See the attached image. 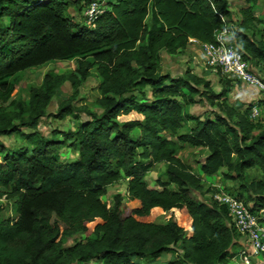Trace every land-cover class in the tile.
I'll list each match as a JSON object with an SVG mask.
<instances>
[{
    "label": "trees",
    "instance_id": "1",
    "mask_svg": "<svg viewBox=\"0 0 264 264\" xmlns=\"http://www.w3.org/2000/svg\"><path fill=\"white\" fill-rule=\"evenodd\" d=\"M258 1L244 0L230 41L264 80ZM80 2L0 0V137L15 134L26 143L9 150L0 140V197L16 207L13 217L0 219V264H145L167 252L175 258L166 264H226L238 233L224 206L198 197L216 190L205 188L177 154L205 148L201 173L225 168L236 197L256 213L264 210V126L248 118L249 105L228 103V79L215 92L190 69L173 76L158 67L162 51L181 53L189 39L212 42L230 22L228 0H115L90 26L67 15ZM74 57L73 70L45 74L26 101L7 81ZM93 68L100 112L83 107L88 119L74 129H53L50 137L37 130L57 88L68 82L76 90ZM197 96L213 109L190 113ZM75 110L69 98L53 116L77 119ZM187 122L190 128L180 132ZM65 147L77 158L61 162ZM158 163L165 164V180L155 183L160 189L145 181ZM251 169L260 176L247 179ZM122 176L126 200L115 194L110 203L106 188ZM168 212L164 223L156 222ZM79 233L83 239L65 245Z\"/></svg>",
    "mask_w": 264,
    "mask_h": 264
},
{
    "label": "rangeland",
    "instance_id": "2",
    "mask_svg": "<svg viewBox=\"0 0 264 264\" xmlns=\"http://www.w3.org/2000/svg\"><path fill=\"white\" fill-rule=\"evenodd\" d=\"M92 1H99L102 2L104 10L106 9V5L108 2H115V0H91ZM243 2V0H241ZM240 0H230L231 4L233 5L232 8L236 10L232 13L230 22L228 23V26L231 28L236 27V20L238 18V10L240 7ZM235 2V3H234ZM85 1L81 0L79 8H69L67 10V15L71 16L77 23L84 24L87 26H90V23L86 18V8L88 4H84ZM235 5H234V4ZM246 5L245 3L242 4L241 7H244ZM256 7L258 8L260 12V17L264 19V0L258 1ZM104 12V11H103ZM227 21V19H226ZM256 31L262 29L261 26H257L254 28ZM257 33V32H256ZM259 33V32H258ZM260 35V34H258ZM257 35V37H258ZM202 50V49H201ZM182 55V53H180ZM179 54L175 55H169L165 53L164 51L161 52V60L159 62L158 71L160 73H173L174 75H183L186 69L192 70L194 73L199 74L196 70L197 64L196 61L199 64L205 63L206 65V58L204 57V53L202 50V56L196 54L195 59L192 58V56H188V60H183L181 57H179ZM88 57V56H87ZM77 58H70V59H63V60H56L49 63H46L45 65H42L40 67L36 68H30L26 69L22 72L16 73L8 77L7 81L11 82L16 87V97L18 99H22L26 101L28 99L29 90L32 87L39 86L41 84V81L45 74H59V73H68L69 71L73 70L76 67ZM208 66V65H207ZM205 67V66H204ZM211 68L210 66H208ZM214 69V68H213ZM206 72V73H205ZM205 80L210 82V86L213 91L219 92V90L222 88V83L226 81V77L218 70L216 71H203L200 73ZM230 81V88L237 83H240L236 80L228 79ZM99 84V77L95 71V69H91V75L87 78V80L76 90L73 89L68 82L62 83L53 96L51 97V100L49 104L46 107V114L43 116L40 121L38 122V125L36 127L37 130H39L42 134H44L47 137H50V132L53 129H58L62 131H67L68 129H74L77 126V123L82 119H88V116L85 114V112H82L81 109L86 108L90 111H94L99 113L100 109L98 108L96 104V99L100 96V92L98 89ZM148 90V89H147ZM146 90V91H147ZM229 95V94H228ZM71 99L72 104L75 107L74 114L78 117L77 119H74L72 117L67 116L63 120L55 119L53 114L56 112L58 105L67 99ZM196 104L190 106L189 112L192 114H199L202 115L206 111H210L213 109V107L209 106L201 97L197 96ZM250 102H247V105H249ZM250 106V105H249ZM242 109H245V105L242 106ZM248 114V112H247ZM255 123H258L261 126H264V116H262L257 121H254ZM192 123L187 122L184 127L180 130V132L187 131ZM24 132L31 131L30 129L26 127L21 128ZM0 140L4 143V145L9 150H16L24 147L26 145L25 141H23L20 137H18L15 134L8 135V136H2L0 137ZM207 154V150L205 148L197 147V148H189L186 147L183 150H180L177 154L178 158L182 160L184 163L188 164L192 167L193 171L197 173V169L200 167L201 162L204 160V156ZM77 158V152L65 147L59 150V160L61 162H71L74 159ZM165 164L164 163H158L154 166V168L149 171L145 176V181L149 187H153L156 189H160L161 187L156 183V180H165ZM226 173L225 168H221L217 173L212 175L213 177L209 176L206 177L203 174H201V179L203 180V184L205 188H223L226 190H229L233 195H237L239 192L237 189V184L235 181L226 179L223 177V174ZM247 179H255L260 176L259 171L257 170H248L246 172ZM126 179L125 177H121L120 180L117 182L109 185L106 188V197L105 199L108 200L110 203H112L113 196L115 194H120L123 198V202L126 200ZM172 188V186H170ZM235 195V196H236ZM210 193L205 194L203 196L198 195L200 199H207L209 198ZM243 201V200H242ZM0 219H5L8 217H13L15 215V203L13 200H9L5 198V196L0 197ZM170 216V212L161 214L157 216L156 222L157 223H164L166 218ZM84 235L82 233L76 234L72 236L70 239H68L65 243L66 246L72 245L74 242L83 239ZM86 264H95L94 261H91L90 263ZM144 264V263H143ZM145 264H151V263H145Z\"/></svg>",
    "mask_w": 264,
    "mask_h": 264
},
{
    "label": "built area",
    "instance_id": "3",
    "mask_svg": "<svg viewBox=\"0 0 264 264\" xmlns=\"http://www.w3.org/2000/svg\"><path fill=\"white\" fill-rule=\"evenodd\" d=\"M104 11L102 2L92 1L86 8V18L93 22ZM225 20L222 16H220ZM231 27L226 25L214 34V40L202 43L206 65L218 69L227 79L236 80L255 90L250 101L248 118L257 121L264 116V80L247 61L242 52L230 41ZM225 207L230 225L238 233L240 249L237 258L242 264H264V210L253 212L229 190L217 188L209 196Z\"/></svg>",
    "mask_w": 264,
    "mask_h": 264
},
{
    "label": "crops",
    "instance_id": "4",
    "mask_svg": "<svg viewBox=\"0 0 264 264\" xmlns=\"http://www.w3.org/2000/svg\"><path fill=\"white\" fill-rule=\"evenodd\" d=\"M243 3H245L244 0H243V2L241 1L239 7H241ZM232 6L233 5L231 4L230 0H228V8H229V10L231 11V13H233L234 11L236 12V10H234L232 8ZM201 45H202V43H200L199 41H197L195 39H189V42H188L186 48L183 50V52H181L182 55L180 53H178L180 55L179 57H181L183 60H188L190 58V56H192V58L195 59L196 58L195 57L196 54H198L199 56L200 55L202 56ZM188 56H189V58H188ZM196 64L198 66L196 70H199V71H197L199 74L202 73L203 71H208V70H211L213 72L216 71V69L209 68L207 65H205V63L199 64L196 61ZM253 69L257 72V69H255V68H253ZM170 74L173 75V76H179V75H174L173 73H170ZM199 74H197V75L201 76ZM230 91L231 92L228 93L229 94L228 95V103L230 105H232V106L233 105H241V107L243 105L246 106L247 102L249 103L253 99V96L255 95V90L254 89H252L250 87H246L242 83H237L236 85L234 84L231 87ZM193 148H197V147H193ZM206 155L204 156V158L206 157ZM197 170L198 171H197L196 174L201 176L202 173H201L200 167ZM206 177H209V176H206ZM211 177H213V176H211ZM151 188H153V187L151 186ZM240 243H241V241L239 240V237L235 238L234 245L231 248V251L233 252V257L231 259H229L226 264H242L240 262V260L237 258V252H238V250L241 247ZM174 258H175V255H173V253L167 252V253L162 254L160 257H158L157 259H155L154 261H152L150 263L151 264H166L168 261H170V260H172Z\"/></svg>",
    "mask_w": 264,
    "mask_h": 264
}]
</instances>
